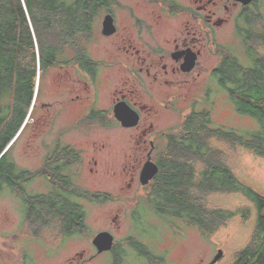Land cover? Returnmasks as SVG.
Segmentation results:
<instances>
[{"label":"trees","instance_id":"obj_1","mask_svg":"<svg viewBox=\"0 0 264 264\" xmlns=\"http://www.w3.org/2000/svg\"><path fill=\"white\" fill-rule=\"evenodd\" d=\"M102 1L0 0V193L21 197L24 218L25 169L17 165L12 154L19 135L9 143L34 108L40 78L46 70L57 66L60 59H70V50L77 52L72 58H89L88 46L94 38ZM257 22L253 51L248 41L251 35L245 26L242 29L248 63L226 53L211 76L240 113L258 122V129L243 135L215 122L214 101L207 91L178 128L168 134L165 147L155 157L158 171L146 186L145 198L137 203V210L143 214L148 209L172 226H176L174 220L180 219L209 235L237 212L243 216L248 213L247 208L234 210L213 205L209 198L217 194H243L253 203L255 225L250 240L235 252L230 264H264V193L238 176L226 157L231 148L240 146L264 158V23L260 19ZM61 154H54L58 162L67 160ZM70 156L72 161L79 162L78 154ZM59 185L63 188L61 193L55 187L51 194L38 199L42 212L27 214L29 223L44 226L54 223L60 226L63 235L79 234L86 228L84 206L79 199L105 201L110 194L72 186L64 178L56 180V186ZM64 188L72 189L70 193L76 200L70 201L63 193ZM144 230L147 232V228ZM130 239L140 256L156 258L144 244ZM118 257H114L113 264L119 263Z\"/></svg>","mask_w":264,"mask_h":264},{"label":"rangeland","instance_id":"obj_2","mask_svg":"<svg viewBox=\"0 0 264 264\" xmlns=\"http://www.w3.org/2000/svg\"><path fill=\"white\" fill-rule=\"evenodd\" d=\"M241 41L240 37L233 34L231 25L220 33V42L225 46L224 52L237 54L238 60L246 64L248 59ZM92 54L95 57L107 56V52L99 44L92 47ZM219 60L220 57L213 54L204 58L205 69L186 91L189 93L188 100L179 101L174 111L161 114L157 121L159 131L165 129L172 132L178 128L185 115L197 106V102L203 100L207 91H210L214 101L212 117L215 122L232 127L243 135L258 129V122L251 116L240 113L227 94L221 91L211 78L210 72ZM58 72L57 67H50L41 76L35 106L13 146V157L23 169L35 171L40 166L44 152L51 148L57 127L67 124L75 117V110L63 111L62 114L56 110L58 100L69 99L72 95L60 94L61 87L56 79ZM117 80L115 70L101 71L98 86L100 108L109 105L110 94L117 85ZM37 88L38 85L36 91ZM45 103L52 105L46 108ZM44 113L50 115L45 116L49 118L46 122L48 126H44ZM133 132L135 131L106 125L104 120H96L87 131L74 127L63 135L64 141L83 149V161L78 166L77 183L90 190L108 192L111 196L105 202L79 199L86 211V228L81 234L64 238L59 231L60 226L54 223L46 226L26 223L21 197L0 193V264H74L72 258L78 257L80 252H83L85 257L94 253L91 239L102 229L112 232L117 248H123L121 255H117L120 259L118 264H209L218 249L222 254L213 264H230L235 252L246 245L253 233V203L240 193L211 196L209 200L213 205L234 210L247 208L248 213L243 216L240 211L237 212L225 225L209 235L180 219L174 220L176 226H172L167 219L145 208L140 223L138 218H134V214L136 215L137 203L145 198L147 188L137 182L129 189L125 184L128 177L122 171L124 163L129 170V163L132 162L136 151ZM100 144L103 145L102 149L95 151V145ZM158 144L159 152L165 147L166 138L163 137ZM221 146L227 150L225 143ZM226 155L237 175L264 193V158L240 146H234ZM28 188L32 192L40 190L37 181H33ZM143 228H147L146 233L142 231ZM131 237L143 243L156 258L149 260L140 256L129 243ZM114 257L111 253H104L84 264H113Z\"/></svg>","mask_w":264,"mask_h":264},{"label":"flooded vegetation","instance_id":"obj_3","mask_svg":"<svg viewBox=\"0 0 264 264\" xmlns=\"http://www.w3.org/2000/svg\"><path fill=\"white\" fill-rule=\"evenodd\" d=\"M102 2L103 9L96 20L94 38L88 46L89 58L77 59L75 56L72 58L77 52L70 50L71 58L60 59V63L54 66L59 69L56 79L58 86L61 87L60 94H72L69 99L66 98L67 100H58L56 110L61 114L63 111L73 110L76 113L67 124L57 127L55 140L51 148L44 152L40 166L35 171L25 168L24 219L28 224L30 220L27 214L34 216L42 212L40 208L42 202H38L39 198L51 194L55 187H58L56 192L61 193L63 188L60 185L56 186L58 178H64L72 186L74 184L84 190L94 191L77 183L78 166L83 161V149L64 141L63 135L70 129L75 127L87 131L92 127L93 121L104 120L106 125H114L123 130H134L132 135L136 151L132 162L129 163V170L125 163L122 167V171L128 177L125 184L130 189L139 182V174L144 163L149 158L156 163L158 143L163 137L167 142V136L171 133L170 130L159 131L157 128L161 114L174 111L179 101L188 100L189 93L186 91L205 69L204 58L207 55L220 57L210 76L221 63L226 54L225 46L220 42L221 31L231 25L233 34L242 39V29L245 26L251 35L248 41L253 51L255 50L253 32L258 24L257 20L260 19L264 23V0H103ZM106 15L112 18L115 28L109 34L102 33V21ZM98 44L102 45L107 56L95 57L92 54V47ZM233 56L238 58L237 54ZM103 69L115 70L118 75V83L111 91L110 102L106 108H100L98 105V86ZM211 78L213 79L212 76ZM62 86H65L64 89ZM121 102L137 112L139 118L136 125L122 126L115 117L114 106ZM51 105V103L44 104L46 108ZM48 115L44 113L42 117ZM47 121L49 118H45L44 126H48ZM102 147V144L95 145L93 149L99 151ZM55 153H62L63 158L67 160L58 162ZM71 154L79 155L78 163L72 161ZM93 163L96 164L94 159ZM59 166H64V169ZM47 167H51L50 170ZM53 173L58 178H55L56 176L53 178ZM33 181L38 182L40 188L38 192H32L28 188ZM64 189L66 190L63 193L68 195L70 201L76 200V197L70 193L72 189ZM86 201L105 202L88 198ZM135 212V219L138 218L141 223L143 216L141 210L136 208ZM142 231L146 233L144 228ZM110 233L114 236L112 232ZM71 235L62 234L64 238ZM92 239L94 253L85 257V254L80 252L78 257L72 258L74 264H84L104 253H111L113 257L123 252V248H117L115 236L112 248L102 252H97ZM136 242L140 243L137 240Z\"/></svg>","mask_w":264,"mask_h":264},{"label":"water","instance_id":"obj_4","mask_svg":"<svg viewBox=\"0 0 264 264\" xmlns=\"http://www.w3.org/2000/svg\"><path fill=\"white\" fill-rule=\"evenodd\" d=\"M114 24L112 18L109 15H106L102 21V33L109 34L114 31ZM114 114L115 117L120 121L122 126L129 127L136 125L138 122V114L131 107H129L126 103L121 102L117 103L114 106ZM29 115V114H28ZM25 121L21 128L17 131L14 138L11 140L9 145L16 139V137L21 132ZM158 171V165L153 162L150 158L144 163L140 174H139V182L141 185H147L151 179L155 176ZM93 245L96 247L97 252L110 250L114 243V236L109 231H99L96 233L92 239ZM222 251L220 249L217 250V253L209 262V264H213L216 260L221 257Z\"/></svg>","mask_w":264,"mask_h":264},{"label":"bare ground","instance_id":"obj_5","mask_svg":"<svg viewBox=\"0 0 264 264\" xmlns=\"http://www.w3.org/2000/svg\"><path fill=\"white\" fill-rule=\"evenodd\" d=\"M26 122V121H25ZM219 125V124H218ZM220 259V258H219Z\"/></svg>","mask_w":264,"mask_h":264}]
</instances>
